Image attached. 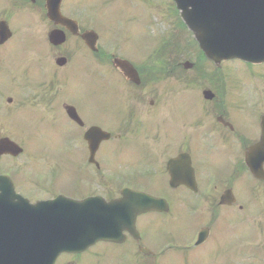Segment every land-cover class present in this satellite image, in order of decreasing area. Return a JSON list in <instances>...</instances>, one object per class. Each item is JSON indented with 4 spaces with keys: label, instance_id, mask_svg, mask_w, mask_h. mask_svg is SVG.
Masks as SVG:
<instances>
[{
    "label": "flooded vegetation",
    "instance_id": "af4514ba",
    "mask_svg": "<svg viewBox=\"0 0 264 264\" xmlns=\"http://www.w3.org/2000/svg\"><path fill=\"white\" fill-rule=\"evenodd\" d=\"M89 33L97 36L94 50L84 39ZM185 40L172 0H62L59 8L49 0H0V141L60 137L65 166L55 169L65 181L52 185L42 167L0 174L31 204L58 195L111 203L130 190L169 206L137 218L140 240L124 232L121 244L62 253L54 264H169L176 246L182 264H250L251 249L264 264V181L251 173L264 169V61L210 63L208 74L195 64L187 86ZM233 63L260 68L261 90L227 88L222 73ZM188 95L199 100L190 110L178 104ZM232 113L255 118L238 124ZM107 120L115 130L103 127ZM93 128L112 133L111 140L92 148ZM129 152L145 161L124 163ZM195 153L224 160L227 175L202 172ZM251 224L258 237L249 243ZM174 232L177 244L170 242Z\"/></svg>",
    "mask_w": 264,
    "mask_h": 264
},
{
    "label": "water",
    "instance_id": "95a60500",
    "mask_svg": "<svg viewBox=\"0 0 264 264\" xmlns=\"http://www.w3.org/2000/svg\"><path fill=\"white\" fill-rule=\"evenodd\" d=\"M182 11L183 18L196 39L200 42L207 56L213 54V43L216 38L225 44L230 41L227 36L233 38L235 44L253 40L259 45L261 39V23L264 22V1L261 0H175ZM222 18L226 23L222 27L221 34L216 36L213 23ZM228 53L233 57L247 58L245 52ZM250 57V56H249ZM20 198L16 196L11 184L4 183L0 177V199ZM65 221L69 222L67 218ZM37 228L33 227V230ZM101 238L90 237V243ZM13 240L0 237V264H35L33 254H21L18 244ZM75 248L86 247L85 242L74 240Z\"/></svg>",
    "mask_w": 264,
    "mask_h": 264
},
{
    "label": "rangeland",
    "instance_id": "374dc122",
    "mask_svg": "<svg viewBox=\"0 0 264 264\" xmlns=\"http://www.w3.org/2000/svg\"><path fill=\"white\" fill-rule=\"evenodd\" d=\"M189 38L190 36L187 38L186 37V50L188 49V43H189ZM189 57L187 56V59ZM186 77H191L193 76V73H187L185 74ZM261 75V69L260 68H251L248 66H244L242 64H231L228 66V68L226 70H224V72L222 73V78L224 80V83L226 85L227 88H242L244 85H255L257 86L258 90H261V82L258 80V77ZM199 100L193 96V95H188L187 96V100H180L178 102V104H183L185 106L186 110H190L189 106L192 107L193 104L192 103H198ZM201 104H197L196 106H199ZM225 105L227 106L226 109H228L229 105H230V101L226 100ZM232 117L235 120L236 123L238 124H248L251 123L255 117H249L248 114H236V113H232ZM103 127L105 129H107V126L110 127V129L113 131L116 129V125L114 122L112 121H105L103 124ZM52 148L50 149V152L54 151L58 145L62 144L63 142L61 140L58 141H54L52 142ZM44 149L46 150L47 147L44 146ZM62 155L61 153H50V155ZM193 155H194V151H193ZM195 157L196 160L198 161L199 165L201 166V171H209L212 172L214 174V179H220L223 176L227 175L228 169H226V162H224V160H217L214 159L213 157H209V159L207 161H203L200 160L198 158V153H195ZM134 159H139L140 161L144 162V156L143 155H138L132 152H129L126 154L125 159H124V163L129 164L131 163ZM38 162H43L47 165V167H53V162L54 160H48V159H41L38 160ZM37 162V163H38ZM35 166V164H33L31 167ZM159 192L163 193L164 189L162 187H158ZM154 226L157 225L156 221H153ZM150 233V237L154 234L152 231H149ZM175 240H178V236L177 234H175L174 236ZM169 264H175L172 261ZM178 264V263H176Z\"/></svg>",
    "mask_w": 264,
    "mask_h": 264
}]
</instances>
